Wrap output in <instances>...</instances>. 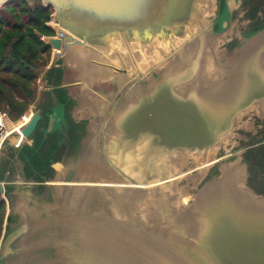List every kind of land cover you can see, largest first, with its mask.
I'll return each instance as SVG.
<instances>
[{"label": "water", "instance_id": "water-1", "mask_svg": "<svg viewBox=\"0 0 264 264\" xmlns=\"http://www.w3.org/2000/svg\"><path fill=\"white\" fill-rule=\"evenodd\" d=\"M13 1L0 0V7ZM25 1L31 4L34 0ZM40 1L52 7V19L57 22L51 27L55 35L47 36L46 41L54 50L49 69L55 72L45 88L40 83L44 102L42 99L40 107H34L30 121L13 133L0 151V167H5L0 173V196L11 209L0 239V264H8V257L16 258L10 259L13 264H84L85 237L80 222L130 228L134 212L159 215L161 223L151 221L152 233L145 225L148 229L142 233L171 262L264 264V192L251 184L254 178L261 179V174L256 178L252 172L255 161L251 152L264 144V8L249 10L248 19L257 26L233 47V38L228 36L231 16L226 13L236 0H215L206 27L189 37L192 26L201 20L200 6L207 0ZM239 1L249 8L250 2L260 0ZM257 10L262 17H257ZM209 32L226 36L216 48L223 64L234 63L237 50L244 49L240 72L236 70L240 87L231 101L226 98L212 104L196 91L185 94L177 90L194 80L204 51L202 43L194 57L181 59L184 67L180 73L167 74L166 64ZM177 39L183 41L163 54L164 66H149L127 77L131 62H138L137 47L148 51L151 44L175 43ZM224 45L232 50L228 57H223ZM72 50L84 55L90 70L108 75L84 77L66 62ZM158 70L163 71L161 80L153 77ZM222 79L227 81L228 75ZM135 89L131 100L129 92ZM112 122L114 145L108 141ZM91 126L97 129L92 131ZM241 133L249 135L247 142L239 146L241 142L236 141L227 148L232 138L243 141ZM16 134L22 142L15 139V145L12 138ZM53 136L54 140L49 139ZM94 139L96 159L89 165L87 154ZM23 143L31 148H21ZM11 145L21 149L9 153ZM239 153L244 154L243 162L225 160ZM129 155L131 165V161L118 160ZM212 155L205 176L195 182L204 168L199 159ZM177 157L184 158V163L174 169L171 162ZM137 167L143 182L130 173H136ZM223 167L234 170L229 178L236 194L230 187L231 203L207 207L220 201L207 198L218 192L203 193L224 176ZM182 180L196 187L193 197L181 199ZM115 181L138 186L122 194L118 206L112 202L113 192L121 190ZM169 187L174 193L176 190V200L161 196L155 197V204L147 200L148 191ZM245 193L262 200H257L258 207L249 199L242 201ZM179 212L185 216L179 217ZM165 228L176 234L174 244H166L157 235Z\"/></svg>", "mask_w": 264, "mask_h": 264}, {"label": "bare ground", "instance_id": "bare-ground-1", "mask_svg": "<svg viewBox=\"0 0 264 264\" xmlns=\"http://www.w3.org/2000/svg\"><path fill=\"white\" fill-rule=\"evenodd\" d=\"M208 3L205 5L200 6V15L201 20L198 21L197 24L193 25L190 32L186 37H189L191 33L203 29L208 24V16L213 15L215 10V0H207ZM53 26H57V22L55 20L52 21ZM222 35H212L210 32L203 36L199 43H195L188 47V49L183 52L176 60L167 63V74H176L180 73L184 67L183 62L181 61L182 58L185 56L188 59L194 57L197 53V49L199 44H203V55L201 59H198L197 67H196V76L194 80L189 82L186 85L178 87L177 90L187 94L191 91H196L201 97H206L208 101L212 104L225 100L226 98L228 101L234 98L237 94V90H239V79L236 80V70L240 72L242 61L241 55L243 54V50H237L235 54V62L228 61L223 64L220 61V52L217 51V45L219 44L220 38ZM263 38V36L261 37ZM183 40L177 39L175 43H171L170 41H159L155 44H151L147 50L143 48L137 47L134 51L138 58V62L135 61L133 64L131 62V67L128 69L127 77L131 75H136L139 72L145 70L147 67H162L164 66L163 62V54L169 52L176 44H180ZM247 53V52H246ZM84 55H79L75 51H71L66 55V62L69 63L71 66L78 68L82 75L91 76L95 78H104L108 74L106 72H102L100 70L89 69L88 64L85 61ZM234 64L236 68H234ZM120 66V64H117ZM228 75V80L224 81L222 79L223 75ZM112 75V74H111ZM119 81L121 79L119 78ZM135 90H131L129 92V99L133 100L135 96L133 92ZM218 94H222L221 98H218ZM260 111V108H256ZM120 113V112H119ZM117 113V114H119ZM116 114V115H117ZM114 122L111 123L108 136V141L111 145H114V129H113ZM95 141L94 139L90 145L89 152L87 154V161L89 165H93L95 161ZM111 157L117 160L115 154L110 152ZM214 156H210L209 158L203 157L199 160L202 162L200 170L197 174L195 182L201 180L205 174L207 168L213 163L212 159ZM118 160L121 162H130L132 163V157L129 155L128 157H120ZM174 169L180 168L184 163V158L177 157L174 162H171ZM135 171H131L130 173L134 175L139 182H143L144 177L141 174V171L135 169ZM224 176L216 179L212 184L211 187L204 192L203 194L208 195L209 192H218L217 195H210L207 198H210L212 201L216 200L219 201L218 203H211L207 207H215L219 204L231 203L234 199L232 195H230L229 188H233V194H236L232 184V178H229L230 173L235 174L234 170L231 168L223 167ZM114 185L119 187L121 190H115L112 195V202L116 206H118L120 197L124 193L132 192L138 186L129 184V181H123V183H119V181L113 182ZM131 187L128 189L126 187ZM202 194V195H203ZM149 197L147 198L148 201L153 202L155 204V197L159 198L166 197L169 200H176L177 193L173 192L171 187L163 190H151L148 191ZM200 195V197L202 196ZM244 198H241L243 202L251 200L256 204L258 207V200L257 198H253L250 193H245ZM239 197V196H238ZM258 200V201H257ZM188 199L184 198V202H187ZM243 206L242 204H239ZM240 211H242L239 208ZM181 211V210H179ZM179 217H184V213H178ZM157 216H159L157 214ZM155 214L149 213H138L134 212L131 213L132 221L129 223L130 228H107L104 227L103 224H95L92 225L91 221H82L80 222V227L82 232L84 233L85 240L82 242V246L84 247V254H85V263L84 264H179L176 262H171L165 257L162 253L157 251L154 248V245L151 240L147 239L142 231L144 229H148L149 234L152 233L150 227L153 226V223H161L160 219ZM153 223H152V222ZM145 227L148 228H143ZM100 226L98 228H95ZM92 228V229H91ZM90 229V230H88ZM86 233V234H85ZM157 235L166 243H175L173 238H175L176 234L169 228H165V230L158 231ZM150 237V236H149ZM149 240V241H148ZM167 244V243H166Z\"/></svg>", "mask_w": 264, "mask_h": 264}, {"label": "trees", "instance_id": "trees-1", "mask_svg": "<svg viewBox=\"0 0 264 264\" xmlns=\"http://www.w3.org/2000/svg\"><path fill=\"white\" fill-rule=\"evenodd\" d=\"M53 9L40 0H16L0 7V111L17 120L32 105L40 107L38 77L49 64L52 47L42 37L55 35L48 23ZM264 140V136H263ZM255 164L251 184L264 192V144L251 152ZM6 216V202L0 196V239Z\"/></svg>", "mask_w": 264, "mask_h": 264}, {"label": "rangeland", "instance_id": "rangeland-1", "mask_svg": "<svg viewBox=\"0 0 264 264\" xmlns=\"http://www.w3.org/2000/svg\"><path fill=\"white\" fill-rule=\"evenodd\" d=\"M250 4H251V6L248 8L247 6H245L243 4V1L241 2L239 0H236L235 7L232 10L229 9V12L226 13L227 15H230L231 16L232 23H231V25H230V27L228 29V32H229L228 33V36L231 37V38H233L232 44H231V45H233V47H234V45L241 44L242 41L244 40L243 37L245 36V34L251 33L253 31V29L257 26V22L251 21V20L248 19V15L250 13L249 10L250 9L253 10L256 6L258 7L259 10H260V8H264V0H260L258 2L257 1H253V2H250ZM224 9H225V5H224ZM225 10H228V8H226ZM259 10H257L256 13H255L258 18L262 17V15H263V14L261 15V12ZM53 20L54 19H51V21L48 23V25L50 27H52V28L56 27V26H53L52 25V21ZM225 38H226V36L223 34L221 36V38H220L219 43L221 41H223ZM225 45L222 46L221 49H223L225 47V49L223 51V53H224V56L223 57H225V56L228 57V56H230L232 54V50H231V48H228L229 46H225ZM53 52H54V50L52 49V54H51V58H50V61H49L48 66L46 68H44L43 71H41V73H43V79H42V81H41V77H42V74L41 73H40L41 75L39 74V77H38V84L41 86V84L43 83L44 84V88H45V84L47 85V82H48L49 78L55 72L54 71L55 69L54 70H53V68L49 69L50 68V65H51V61H53ZM162 72H163L162 70H158L156 73H154V76L153 77L156 78V79H158V80H161V76L163 75ZM147 81H146V83H148ZM40 86H39V93L41 94L43 92L44 88L41 89ZM43 96H44V94H43ZM42 99H43V97L41 98V100H39L38 103L41 104ZM44 100L45 99H43V102H44ZM93 127H94V130H93ZM93 127L91 126V129H92V131H95L97 128H96V126H93ZM245 134L246 133H241V136H240L241 137V140H243V141H240V139L237 138V137L232 138L230 140V145H228L227 148H231L232 145H233V143L236 144V141L237 142L238 141L241 142L239 146L244 145V143L247 142V138L249 137V135H247V134L245 135ZM15 139L18 140V141H20V142H22L19 134L14 135V137L12 138V143L16 145L18 143H17V141ZM49 139H53L54 140L55 137L53 136V137H51ZM255 141H256V139H255ZM15 145H11L10 148H9V151H7V152L12 153L14 151L20 150L21 148H25L26 150H29L31 148V146H30L29 143H23L24 146L21 147V148H18ZM250 152L251 151H249L248 153L250 154ZM243 155L244 154L239 153V154H236L233 157H228L225 160L230 161L232 159L238 158L239 160H242V162H243V160H244ZM179 188L182 191V193H181V199L183 198V196L193 197L194 194H195V191H196V187L194 188L193 187V184L190 183L188 180H182V182L179 183ZM51 190L54 191V189H51ZM46 198L47 197H44V199H46ZM92 210H97V207H93ZM8 258H10L12 260L13 259H16L15 257H8ZM10 259H8L9 260V263L8 264H13L14 261H10Z\"/></svg>", "mask_w": 264, "mask_h": 264}, {"label": "built area", "instance_id": "built-area-1", "mask_svg": "<svg viewBox=\"0 0 264 264\" xmlns=\"http://www.w3.org/2000/svg\"><path fill=\"white\" fill-rule=\"evenodd\" d=\"M46 42L47 36L42 37ZM40 86V85H39ZM41 87V86H40ZM34 107L31 106L24 114L17 120H12L7 111H0V151L5 141L15 132L19 131L25 124H27L32 115Z\"/></svg>", "mask_w": 264, "mask_h": 264}, {"label": "crops", "instance_id": "crops-1", "mask_svg": "<svg viewBox=\"0 0 264 264\" xmlns=\"http://www.w3.org/2000/svg\"><path fill=\"white\" fill-rule=\"evenodd\" d=\"M51 62H52V61H51ZM32 106L35 107L36 104H35V105H32ZM1 160H3V159L0 158V162H1ZM1 163H2V162H1ZM3 168H5V167H3V165H2V166L0 167V170H1L0 173L3 172V170H2ZM18 172L21 173L20 170H19ZM2 174H3V173H2ZM18 175H21V174H18ZM4 178H5V176H4ZM1 197H3V196L1 195ZM16 204H17V202H16ZM16 204L14 203V204H13V207H14ZM10 210H11V209L8 208V203H7L6 214H8Z\"/></svg>", "mask_w": 264, "mask_h": 264}, {"label": "flooded vegetation", "instance_id": "flooded-vegetation-1", "mask_svg": "<svg viewBox=\"0 0 264 264\" xmlns=\"http://www.w3.org/2000/svg\"><path fill=\"white\" fill-rule=\"evenodd\" d=\"M260 126V125H259ZM261 135V134H260Z\"/></svg>", "mask_w": 264, "mask_h": 264}]
</instances>
